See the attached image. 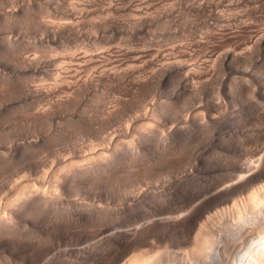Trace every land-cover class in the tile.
<instances>
[{"label": "bare ground", "instance_id": "obj_1", "mask_svg": "<svg viewBox=\"0 0 264 264\" xmlns=\"http://www.w3.org/2000/svg\"><path fill=\"white\" fill-rule=\"evenodd\" d=\"M210 2L208 0L201 3L199 2L197 7L194 6V8H196V13L197 14L200 13V16L205 17L207 22L213 21V25L210 24L211 27L214 26V23L217 25H221V27L222 26L225 27V25H229L231 23H237V25L240 24L242 25L244 24L246 26L249 25L248 27H250V24L247 21L243 20V17L246 18L247 16L252 18H261L264 20V13L260 11L261 7L264 5L263 2L261 1L253 2V5L250 6V8L245 9L240 13L233 12L231 14H225L224 12H218L217 10L214 11L213 7L215 6L213 5V3ZM73 3H70L68 6V10L66 13L67 19L63 21H59L54 26L55 27L54 33H56L55 34L56 36L58 35V38L60 37L64 38L65 36L75 38V36L81 35L79 22L78 20H76V18L78 17L76 14L78 13V11H80V8L79 6H77L78 3L77 4L75 3L73 4ZM128 4L126 6H128ZM84 6L87 7V5ZM121 6H119L118 8H120ZM85 7L83 9L87 12L88 8H86L87 9L86 10ZM136 7L131 8V9H135L137 11L136 13L140 12L139 10L140 8L142 7L144 8V6H141L140 8L137 7L138 9ZM124 9H122V11ZM129 9L128 11L130 12L131 9L130 10ZM134 11L130 12V16ZM144 12H147L148 15L145 13L146 15L143 16L142 14L144 13L142 11L141 12L142 14H140L141 15L140 18L137 21L139 24L140 21L141 23L144 21H146L145 23H147V20H150L148 19L150 18L149 12L148 11H144ZM127 15L129 14L127 13ZM135 16L138 17L139 14ZM7 17L9 16L7 15ZM29 17L27 16V18ZM5 18L6 16L4 17V19ZM24 18L26 17L24 16ZM10 19H12L11 16ZM41 23H43V25L45 26L44 20L43 22L41 21ZM41 23H39V25H42ZM143 24L139 26H143ZM46 28H48V25ZM3 37H2L3 40L7 38V36L6 37L3 36ZM8 39L10 41L11 37H9ZM5 41L8 40L6 39ZM239 44L241 47L240 46H236V47H240L241 51H238L237 52L238 55H234V56L236 57L238 56L239 58L242 59L245 58V61L247 59H250L251 58L250 55L251 54L254 55L255 52L262 51V53H264V31L261 32L258 31L253 35H250L247 39H245V41ZM173 45H171V48L174 47ZM178 46L179 45H177V47ZM177 47H175V49ZM182 47L184 46L182 45ZM161 49L159 48L158 50L160 51ZM175 49L173 51H176ZM163 50L165 49L163 48ZM181 50L179 52H181ZM236 50L233 51L234 52L233 54L236 53ZM47 51L49 52V50ZM104 51L107 52V50L105 49ZM140 51L135 53L133 50L134 53L133 54L131 53V55L133 56L128 57V60L126 59L125 61L122 62L113 63L111 66L105 65L103 68L98 70L97 73L94 72L91 74H87L84 77L83 75H81L82 77L78 75L77 73H79L78 72L79 70L74 68L76 67L80 69V67L81 68L83 67V64L85 63H83L82 61L85 60L83 58H85L87 54L78 56L75 53H71L68 59L69 61L75 62L73 64L72 62L69 63L66 62V60H64L65 56L63 55V53L57 54V58H56L57 63L56 62L54 63L53 65L54 70L53 73L51 74L55 79V83L53 86H48L44 84L32 85L27 80H23L21 78L23 81L21 80L20 82H16V81L11 82L12 84L11 87H13V89L16 92L18 91V93L20 92L25 96L26 95L31 96L36 99L49 97L51 95L52 96L58 95V93L62 89H68L69 93L67 94L66 99L64 100L59 99L60 101L56 100L58 104H64L74 101L75 99H77V97L81 96V94L84 93V90L86 91L87 89L88 91V88L90 87H94V89H96L95 88L96 86L100 87L101 85H104V88H106V84L108 86V84L110 85L113 83H117L121 85L127 84L132 89L135 90L134 93L136 91H141L144 93V91L147 88H149L147 86H150V84L151 86H153L152 82L150 83V80L152 81L155 80L154 79L156 78L155 74H161V76L165 75L166 77H171V76L176 77L179 80V81L176 80L177 83L180 82L182 84V89L191 87V92H193L195 95L203 94L202 92L204 91L203 90L204 83L201 80L208 73V66L207 69H203V67L196 65L197 63H193V62L188 63L189 52L187 53V51H182L180 54H176L179 52L176 53L173 52L174 56H172L171 53L168 56L169 54L168 52H170L171 50L165 52L167 56L164 53L161 54L158 51H156L157 53H160L158 55L153 52L155 54V57L156 56L158 57L157 63L158 62L160 63L158 64L159 67L156 68L155 66L156 68L155 71L153 68H151L152 69L151 71L149 67L151 73L148 72V74H145L146 73L145 71L144 74H141L144 65L147 66L149 65L152 67V65L154 66V64L150 61H147L148 58L146 59L141 58V56L144 54L141 53ZM48 52L47 54H49ZM140 53L142 55H140ZM154 54L151 55L153 59H154ZM88 57L90 59L93 58L91 56ZM207 58L211 60V58L209 57ZM223 58L222 60H224ZM18 59L22 63L21 66L24 67L25 69L23 71V74L27 73L28 71H32V72L35 71L34 73L37 72L42 73L45 70V67L42 68L44 66V64H42L43 63L42 59H39L37 57H32V58L18 57ZM153 59L149 58V60L151 61ZM208 59L204 61H207ZM225 59L227 60L228 58L225 57ZM231 59H233V57ZM238 60L241 61L240 59ZM225 61L223 62L226 64ZM261 61H263L264 64V58L263 60H260V62ZM140 62L143 63L144 65L140 64ZM195 62L197 61L195 60ZM224 63H222L221 66ZM73 65L76 66L74 67ZM212 65L214 64L212 63ZM71 66L73 67L71 68ZM70 68L73 69L74 71L71 70ZM149 70L147 68V71ZM71 71H73L74 74H72ZM262 71L264 75V67H262ZM67 72H71L70 73L71 75L69 74L70 75L69 77L72 78L71 80L74 79V81L67 80L68 77L66 76V74H64ZM261 75L260 76L258 75L259 78L261 77ZM151 77L154 78L151 79ZM163 77L164 76H162V78ZM234 78L235 81L234 83L232 82L233 84H235L236 86L237 85L245 86L246 91H248L249 94L253 96L255 95L254 93H258L259 96L261 95V98L264 99V78L258 79L255 78L253 75H250L245 82L241 79V77H239L240 79L238 78V80H236V77ZM214 83L213 85L215 86L216 84ZM210 84L212 83L210 82ZM214 86L209 85L211 89H213ZM215 88L214 91H211L210 93L208 92L209 95L208 93H205V91H207L206 90L207 88L205 89L204 94H206V96L208 97L205 98L206 99L205 101L202 100H200L201 102L199 101L200 110L198 112L194 111L193 113H189L188 111L186 112L187 109L186 100H184V104L181 103V105L179 104V106H177L178 104L174 106V104L176 103L171 104V100L170 101L168 100L169 102H166L167 100H165L164 102L163 101L164 99H160L161 101H157L159 103L152 105V108H149L150 107L149 106L148 107L149 110L148 109L146 110L148 104L150 103L152 104V102L149 103V101L147 100L148 101V103H146L147 106L145 105L142 106L143 104H145L146 101L145 96H142L140 98V95H138V98L140 99L138 101L139 103L137 109L138 111H140L139 109L144 110V108L146 107L145 110L143 111L144 113H142L141 115L140 114L135 116L133 115V117L131 116L132 117V118L130 117L131 121L127 123L129 125L125 124V127L128 126L127 130L126 131L124 130L125 132H121L123 128H120L121 130L119 129L120 130L119 132L116 131L112 133L113 135L110 136V139L108 140L103 139L105 140L104 142H106L107 140L106 143L101 142L103 141L101 140L100 141L101 143L107 145V146H104V144L102 145L103 147L101 149L103 151L97 149L91 142H90L91 144L89 143L90 146L87 144L88 148L84 150L75 147L74 149L75 151L73 150L74 153L71 154V157L69 158L70 154H68L69 156L67 157V159L64 158L67 160V162H63L64 160H59V164L60 162H63V164L62 163L60 165L55 164L54 167L50 168L51 170L49 172L46 171L44 168H42L44 169V171L41 172V174L39 173L41 181L38 180L39 181L38 185L35 184L34 182L19 183L15 181V183L17 182L16 184H14L13 182L14 186L12 185L7 189L10 195L6 193L9 196H6L5 200H4L5 196H3L4 202H2L3 200L2 201L0 200V250L3 253H6L8 263L9 264H264V124L262 125L259 131L254 132L250 135L248 139L249 141L248 144L250 143L251 144L250 146L252 147L248 148L247 151L245 149L244 152L243 151L244 149L240 148L241 150L243 149L240 152L235 147V149L238 151L236 152V150L235 151L230 150L234 146L230 149L225 147V145L223 146L224 151H229V153L233 151L232 153H235L233 156L231 155L232 161L226 163L227 168H225L226 165L224 167L225 169H230V172L227 175H225L222 180L220 179L221 182L219 183V185L217 184L219 181L216 182L218 186L216 187L215 184L214 186L215 188L210 194V196L206 194L209 197H206L205 199L203 197L202 202H201L202 199L201 197L199 201L201 203L197 202L199 200L198 199L195 205L194 203L193 205H190L192 201L194 202V199L196 200V198L193 196L196 194V192H198L197 190L199 189H197L198 186L194 188L195 180L197 179V178L195 179V175L196 177L199 176L195 173L194 175L192 170L187 169L188 167H186L189 165L188 163L191 161V159L190 161L188 159L189 162H187V158H185L186 161L185 159L182 162L180 160L187 153L189 146L195 143L194 142L195 139H199L201 137H203V139L204 138L207 139L210 136H213V138L216 140H219L221 137L225 139V136L227 138L231 137L233 133L236 132L237 129V126L235 124L236 122H234V118L230 116H229L230 118H226L224 116L226 115L225 111L227 110L226 109L227 102L225 101V98L223 99L220 95H218V93H216L218 90H215ZM237 88H239V86ZM241 88L239 89V91L242 90L244 92L240 91L239 93L247 94L245 90ZM92 89L93 88L89 90ZM96 97L98 96L96 95ZM101 100H99L98 103L101 102ZM103 100L105 102V98ZM137 100L138 99H136V101ZM121 103L125 105V102H121ZM121 103L118 102V104ZM102 105L103 104H100V106ZM104 105L107 106L106 104ZM260 108L261 111L258 110L259 107L255 106L253 108L254 117L260 122L264 123V106ZM114 109L115 107L110 109L109 108L105 109V107L103 106L102 109L103 115L107 114L108 117H112L111 114L114 113ZM119 109H121V107ZM124 109L126 108L124 107ZM102 110L100 112H102ZM118 111L119 110L117 109V112ZM183 111H184V116H182ZM43 114H44L43 112L37 113L34 116V119L36 117L39 121H41L40 119L44 118ZM178 117H180L179 120H177ZM238 117L239 115L237 116L236 121ZM162 118H165L166 120L168 119L170 121L171 120L174 121L175 118H177L176 119L177 122L170 126V124L168 125L166 122H164L166 120H163ZM78 126L80 125L78 124ZM78 126L77 128L79 129ZM131 128H132V132H136L138 134L136 137L133 136L134 133L131 134V136L129 135L131 138L129 137L130 140L126 141L124 140V138H127L128 133H130L128 130H130ZM78 129L77 130L75 129L77 133H78ZM101 129H97V131ZM79 131L82 130L79 129ZM101 132L99 133L102 134L103 132L102 133ZM96 134L98 136V133ZM72 135L75 136L76 133H72ZM97 136L95 138H98ZM75 137L78 138L77 135ZM100 138H107V136L104 137L101 136ZM232 138L233 137H231L230 139ZM39 139H40L39 137L36 138L24 137L23 139L17 142V145L19 146L20 149L19 151L32 152L36 150L40 146ZM108 141L109 144H107ZM181 143H184L183 145L184 147L182 146ZM91 145H93V148L94 149L96 148L97 151L91 150L92 149ZM122 146H125L123 147L125 148V150H121ZM180 146L183 147L184 151L181 149ZM151 148L153 149V151H155L156 155L160 157L159 160L162 159L164 163H167V164H162L163 163L162 160L158 161L157 159L156 160L157 163L155 162L157 164V167H158V163L162 162L161 165H163L162 166L163 169L164 167L166 168L165 169L167 171L166 174L169 173L170 174L169 176H172L171 182L169 181L170 183L168 182L165 185V187L162 189V191L160 190L161 192L157 190L158 193L156 192V189L153 192L151 190L152 187L151 189H149V188H145L144 186L143 187L136 186L137 182L135 181H137L136 179L139 177V176L137 177L136 175H140L141 172L140 174H136L135 175L136 177L134 176L133 174L134 167L135 166L137 167V165L134 164L136 162L138 163L139 161H135L133 164H128V165L120 164V162L122 163L120 159L122 160L123 158V162H124V159L126 161V158L129 157L131 158V154L133 155L132 157L136 156L137 158V156H141L148 153V150H150ZM180 152H184V155L183 153L180 154ZM123 153L127 155L129 153L131 154H129V157L125 158L122 157V155H124ZM148 154L146 155L148 156ZM230 154H228L227 156H230ZM8 155L10 156L12 154L9 153ZM151 155H149V157ZM155 156L152 155V157ZM141 157H143V159ZM141 157L139 158L142 159L140 160V162L142 163V161H144V159L146 160V158H144V156ZM149 157L147 158V160L149 159ZM179 157L181 158L180 160ZM136 158L134 159L138 160ZM2 160L3 162H0L1 170H2L1 168L2 165H4L1 163L7 161V160L4 161V159ZM178 160L180 161V164H175ZM7 162H8L7 166L8 164H11L9 161ZM140 164H138V167ZM183 164H184V168H182ZM148 165L150 166V164ZM159 167H161L160 163H159ZM37 168H38L37 171H41V169L39 170L38 166ZM137 168L135 169L139 171L142 170ZM215 168L218 169L219 167L218 168L215 167ZM222 168L223 167H221V169ZM144 169L145 166L143 167V171ZM147 169L149 172H151L148 166ZM181 169H184L182 170L184 171V178L181 175L182 174ZM165 170L163 171L161 170L163 173L158 171L159 174L160 173L164 174L163 175L164 178H166L165 177L166 175L164 173ZM153 171L155 172V170ZM146 173L147 172H145V174ZM178 174L179 177H176ZM147 175L151 176L152 174H147ZM41 176L44 177L43 180ZM158 176L155 177L154 179L157 178L156 180H158ZM134 177L136 179H133ZM46 178H48L47 183H45ZM161 178L163 177L161 176ZM109 179H115V180L117 179V181H119L118 183L122 182L121 183L122 187L120 186L121 184H118V187L120 186L121 188L115 187L118 190L117 192L126 191L128 193L129 190H132L133 193L136 192L133 194V196L130 195L132 197L131 199H123L125 200V202L122 203V205L123 204L124 205H123V209L120 212H114L113 208H111L113 210L112 211L107 203H106L107 205H104V202L102 203L103 204L102 205L101 203L95 202L94 200L77 201V200H71L70 196L68 197V192L71 191V188L77 187L75 189H78V187L81 188L84 186L88 188L89 185L95 183L97 184L100 181H106ZM198 179L196 181H198ZM196 185H198V183H196ZM146 186L148 185L146 184ZM194 189L196 191V192L194 191L195 194L192 193L193 192L192 190ZM132 191L129 193H132ZM182 193L187 199L186 201V199L183 197L184 200L186 201L185 205H187L188 207L187 206L185 207L184 204L182 203L185 208H183L181 204L182 208H180V206L179 207L176 206L177 208L173 207L174 209L173 208L171 209V206H169L171 210H167L169 209L167 206V209L164 212L162 211L163 209L162 207L160 210L163 213L160 212L159 210L158 212L159 215L156 213V216L158 215V217H156L155 214L152 213L155 218L151 217L149 219H147V217L141 219L139 218L138 215L135 214L136 207L143 201L153 200L155 201V205L158 204L162 205L164 204V202L167 203L165 205H169L168 202L171 201V199L174 196L179 195L180 198V195ZM198 194L196 195V197L200 198L198 197ZM127 197L129 198V196ZM176 199H178V197H176ZM172 201L174 200L172 199ZM170 204H173V202ZM118 213L119 214L124 213V215H117ZM75 224H77L78 227H81V229L72 227L73 225L76 226ZM83 225L84 226L88 225L92 227V230L85 231L84 229H82ZM165 234L168 235V240H170L169 236L170 238H174V237L179 238L177 239L179 241L181 238L185 237L183 239H188V243H187L188 245L181 244L182 246L185 247L177 246L175 248H169L171 245L170 246L166 245L167 242L164 243L161 239L160 240L165 245L160 244V242L157 243V241L159 240L155 242L156 238L153 237L154 235H158L161 238V236L164 237ZM167 235L165 240L167 239Z\"/></svg>", "mask_w": 264, "mask_h": 264}, {"label": "rangeland", "instance_id": "obj_2", "mask_svg": "<svg viewBox=\"0 0 264 264\" xmlns=\"http://www.w3.org/2000/svg\"><path fill=\"white\" fill-rule=\"evenodd\" d=\"M198 1L201 3L206 0H202V1L201 0H0V159L1 160L4 159V161L7 160L12 164V165L8 164L9 166L8 167L7 161H5L6 164L5 162L1 163L4 164L1 167L2 170L0 169L1 170L0 171L1 201L3 200V196H5L4 198L5 200L6 196L10 195L7 189L12 185L14 186V184H16L17 182L19 183L34 182L35 184L38 185L39 184L38 182L41 181L39 173L41 174V172H43L44 169L49 172L51 170L50 168L54 167L55 164L60 165L61 163L63 164V162H67L66 159L69 156L68 154H70L69 156L70 158L71 154H73L75 151L74 150L75 147L84 150L87 149L88 145L90 146V144L92 143L97 149L103 151L101 149L103 147L102 145L106 143L108 139H110V136L113 135L112 134L113 132L116 131L119 132L121 130L120 128H123L121 132H125L128 127L127 125H129L127 123L131 121L133 115L134 116L138 114L141 115L142 113H144L143 111L145 110L146 107L144 108V110L139 109L140 111H138L137 109L139 103L138 101L142 96H145L146 99V101L144 100L145 104H143L142 106L144 105L147 106L146 103H148V101L149 103L152 102V104L151 103L148 104L146 110L148 109L149 106H150L149 108H152V105L159 103L157 101H161L160 99H164L163 100L164 102L165 100H167L166 102H169L171 100V104L176 103L174 104V106L177 104H178L177 106H179V104L181 105V103L184 104V100H186L187 101L186 112L188 111L189 113H193L194 111L198 112L200 110L199 108V104L201 102L200 100L205 101L206 100L205 98L208 97L206 96V94H204L205 89L207 88L206 89L207 91H205V93L208 92L210 93L211 91H214V88L216 87L215 90L218 91L215 92L218 93V95H220L223 99L225 98V101L227 102V108H226L227 110L225 111L226 115L224 116L226 118L233 117L234 122H236L235 123L237 126L236 132L233 133V135L231 136L233 138L230 139L231 137L227 138L225 136V139L221 137L219 140H216L213 138V136H210L209 137L210 139L209 138L203 139V137L199 139H195L194 141L195 143L192 145L190 144L191 146H189L187 153L185 155L184 152H180V154L183 153L185 157L183 156L182 159L180 158L182 155L179 157V160L181 159L180 160L181 162L184 161L185 158H187V162H189L191 159V161L188 163L189 165L186 167H188L187 169L192 170L193 174L195 173L199 176L196 177V175L194 174L195 179L199 178L198 179L199 182L196 181L197 179L195 180L194 188L198 186L200 188L197 187V189L201 191L197 189L196 190L198 192H196L195 189L192 190L193 191L192 193L195 194L196 192L195 195L193 194L194 195L193 197H195L196 200L193 198L194 202L192 201L190 205H193V203L195 205L196 201L199 199L197 201L199 202L201 197H202L201 199L202 202L203 197L205 199L206 197L210 196V194L215 188L214 186L216 182L219 181L217 183L219 185V183L221 182L220 179L222 180L223 177L230 172V169H225V168H227L226 163L232 161V156L235 154L232 152L235 151L236 149L239 150L240 152L244 149L243 151L245 152V149L247 151L248 148H251L252 147L250 146L251 144L250 143L248 144L249 142L248 139L250 135L254 132L259 131L262 125L264 124L263 122L257 120L254 117V113H253L254 112L253 108L255 106L259 107L258 110L260 111H261L260 107L264 106V99L261 98V95L259 96L258 93H254L255 95L252 96L251 94H249L248 91H246L245 86H241V85L236 86L235 84H233L235 81L234 77H236V80H238V78L241 77V79L244 82L248 79L250 75H253L255 78L258 79L264 78L262 71V67H264V64L263 61L260 62V60H263L264 58V53H262V51L255 52V54L253 53L254 55L251 54L250 55L251 58L247 59L246 61L245 58L242 59L237 56L238 59L241 60L239 61L237 57L234 56V55H238L237 53L238 51H241L240 48L241 46L239 43H242L250 35H253L258 31L259 32L264 31V20L261 18H252L247 16L246 18L243 17V20L247 21L250 24V27H248L249 25L246 26L244 24H243L244 26L242 24L237 25V23H231L229 25H225L226 28L224 26L221 27V25H217L214 23V26L211 27V25H213V21L207 22L205 17L200 16V13H198L200 16L199 17L198 14L196 13V8H194V6L197 7V5L199 4ZM208 1L209 2L211 1L210 3H213V5L215 6L213 7L214 11L217 10L218 12H224L225 14H231L233 12L240 13L241 11L250 8V6H252L253 2L255 1H261L264 4V0H208ZM69 2L70 3L74 2L75 4L78 3L77 6H79L80 8V11H78V13L76 14L78 16L76 20H78L79 22L81 35L75 36V38L72 37L74 39H72L69 36L68 37L63 36L64 38L62 37L58 38V35L56 36L55 35L56 33H54L55 32L54 26L59 21H63L67 19L66 13L68 10V6L70 4ZM127 4L128 6H126ZM84 5H87V7H85ZM121 5H123L124 8L127 10H125ZM136 5L137 7L140 5L144 6V8L143 7L140 8L141 6L138 7L140 8L139 9L140 12L136 13L137 11L135 9H131L133 7L135 8ZM83 6L85 7V9L88 8L87 12L83 9L84 8ZM119 6L121 7L118 8ZM122 9L124 10L122 11ZM128 9L130 10V12L135 10L134 12H132L131 16ZM142 11L144 14L141 13ZM144 11L149 12L150 18L148 19L150 20H147V23H145L146 21L142 23L140 21L139 24L137 21L141 16L140 14H142L143 16L147 14V12ZM260 11L264 13V5L261 7ZM127 13L129 15H127ZM138 14H139L138 17L135 16ZM7 15L9 17H7ZM12 15L14 16V18ZM5 16H6L5 18L6 20L4 19ZM10 16L12 19H10ZM24 16L26 18H24ZM27 16L30 17L27 18ZM39 17L42 19H40ZM28 19L31 20L29 21ZM43 20L45 22L44 23L45 26L43 25V23H41V21L43 22ZM39 23H41L42 25H39ZM141 24H143V26H139ZM47 25L48 28H46ZM3 36L5 37L7 36V38L3 40L4 38ZM8 36L11 37L12 40L10 39L9 41ZM6 39L8 41H5ZM181 44L184 47H182ZM171 45H173L174 47L172 46L173 48H171ZM177 45L179 46L177 47ZM236 46H240V47H236ZM157 47H159L160 49L162 47V49L159 51L158 50L159 48ZM175 47L177 48L175 49ZM163 48L167 51L163 50ZM178 48L181 50V52L182 51H187V53L189 52L188 63H192V62L197 63L196 65L203 67V69H207L208 66V73L201 80L204 83L203 84L204 91L202 92L203 94L195 95L193 92H191V87H187L186 89L183 87L184 89H182V84L180 82L177 83L176 80L178 79L176 77L174 76L166 77L165 75H162L165 77L162 78L161 74H155L156 78H154L155 76L151 77V79L152 78L155 79L153 80L154 82L150 80V83L152 82L153 86H151V84L148 83L150 84V86H147L149 87L146 89L148 91L145 90L144 93L141 91H136L137 93L141 92L140 94L139 93L137 94L136 92L134 93L135 90L132 89L127 84L121 85V84L113 83L110 85L108 84V86L106 84V88H104V85H101L100 87L96 86L95 87L96 89H94V87H90L88 88V91L87 89L86 91L84 90V93H82L81 96L77 97V99H75L74 101L64 104H58L56 100L66 99V96L69 93L68 89H62L58 93V95H53V96L51 95L49 97L36 99L31 96H27V95L25 96L20 92L18 93V91L16 92L13 89V87H11L12 86L11 82L13 81L20 82L22 79L27 80L32 85L44 84L48 86H53L55 83V79L51 74L53 73L54 70V66H53L54 63L55 62L57 63L56 61L57 54L63 53V55L65 56L64 60H66V62L69 63L72 62L69 61L68 59L71 53H75L78 56L87 54V56L83 58L86 61L85 60H84L85 62L82 61L83 63H85L83 64L82 68L80 67L79 69L75 67L76 65H73L75 67L74 69L79 70L78 72L80 74L79 73L77 74L80 76L83 75L84 77L87 74H91L94 72L97 73V71L103 68L105 65L111 66L113 63L122 62L125 61L126 59L128 60V57L133 56L131 55V53L133 54L134 52L136 53L142 50L140 52L143 53L144 55L140 53V55H142L141 58L143 59L148 58L147 61H150L154 64V66L152 65L151 67L149 65L148 66L144 65L143 63L140 62V64L144 65V66L142 65L144 68L142 67L143 73L141 72V74H144L145 71H146L145 74H148V72L151 73L152 71L151 68H153L155 71L156 68L159 67L158 64H160L159 62L157 63L158 57L157 56L155 57L154 53H156L157 55L160 53L165 54V52L171 50L170 52H168L169 53L168 56L170 55V53L172 54V56H174V53L180 51ZM104 49L107 50V52L104 51ZM174 49L176 51H173ZM47 50H49V52ZM235 50L236 53L233 54L234 53L233 51ZM46 51L49 54H47ZM156 51L160 53H157ZM181 52L176 54H180ZM153 54H154V59L151 56ZM88 56H91L93 58L90 59ZM18 57L19 58L37 57L39 59H42L43 60L42 64H44L42 68L45 67V70L43 69L45 72L43 71L44 73L43 72L34 73L35 71L34 72L28 71L27 73L23 74V71L25 69L24 67L21 66L22 63L19 61ZM207 57L211 58V60L208 59ZM225 57H227L228 59L226 60ZM232 57L233 59H231ZM149 58L153 59L154 61L149 60ZM205 58L208 60L204 61L206 60ZM222 58L224 60H222ZM155 60L157 64L155 63ZM195 60L197 62H195ZM223 61H225L226 64ZM73 63L75 62H72V64ZM212 63L214 65H212ZM222 63L224 64L221 66ZM73 66H71V68ZM146 67L148 68V70L150 67L151 71L150 70L147 71ZM73 71H71L72 74H74ZM71 72H67L68 75L67 73H64L68 77L67 79L68 81H74V79L71 80L72 78L69 77L71 75L70 74ZM258 75L259 76L261 75V77L259 78ZM4 82H7L8 85L7 83ZM210 82L212 84H210ZM213 83L216 85L214 86ZM230 83L232 84V86ZM209 85L214 86V88L211 89ZM238 86L239 88H237ZM91 88L93 89L89 90ZM240 88L245 90V92L249 95L245 93H241L242 94L241 95L239 92L240 91L244 92V91L242 90L239 91ZM145 94L147 95V97ZM96 95L98 97L100 96L99 97L100 99L96 97ZM138 95H140V98H138ZM102 98L103 99L105 98V102ZM98 99L99 100L102 99L101 102L98 103L99 101ZM136 99L138 100L136 101ZM118 102L120 103L125 102V105L122 103L118 104ZM100 104L103 105L100 106ZM104 104H106L107 106H105ZM134 105H136L137 107ZM99 106L102 108H100ZM103 106L105 107V109L106 108L110 109L115 107V109L117 108L119 111L117 112V109L116 110L114 109V113L111 114L112 117H108L107 114H106L107 116L103 115V110H102ZM118 107L119 108L121 107V109H124L125 107L126 109L121 110ZM134 108L136 109V111ZM98 109H101L102 112H100L101 110ZM39 112L44 113L43 114L44 118H41L40 119L41 121H39L36 117L34 119V116ZM182 113L183 115L182 114L181 115L184 116V111ZM238 115L239 117L236 121ZM162 119L166 120L165 118ZM176 119L177 118H175L174 120L175 122L173 120L170 121L168 119L164 122H166L168 125L170 124L171 126L177 122ZM179 119L180 117H178L177 120ZM78 124L81 127L78 126ZM125 124H127L126 125L127 127H125ZM77 126L82 131H79ZM75 129L76 130L78 129V133ZM97 129H101V130L97 131ZM128 131L130 132L128 133L127 136L128 139L124 138V140L126 141L130 140L131 134L134 133L133 136L135 137L138 134L136 132H132V128ZM95 132L98 133V136ZM99 132H101L104 135L100 134ZM72 133H76L78 138L75 137L76 135L75 136L72 135ZM94 133L98 138H95L96 136ZM99 135L100 137L107 136V138H100ZM24 137H32V138L39 137L40 146L32 152L19 151L20 149L19 146L17 145V142L23 139ZM103 139H107L106 142H104L105 140ZM100 141L104 143H101ZM107 144H109V141ZM181 144L182 146L184 145V143ZM93 145H91L92 149L90 147L89 148L91 150L97 151L96 148L95 149L93 148ZM224 145L228 149L234 146L232 149H230L233 150L230 152L231 154L229 153V151H224L223 149ZM14 146H16L18 150ZM104 146L107 145L104 144ZM182 146L180 147L184 151L183 149L184 146L183 147ZM123 147L125 146H122V148ZM122 148L121 150H125V148L123 149ZM240 148L243 149L241 150ZM151 149L148 150L149 154L146 153L148 154V156L144 154V152H143L144 155H141L144 156V158H146V160L144 159L145 162L142 161V163L140 162V160H142L143 157L141 156H137V158L136 156L132 157L133 155L131 153L129 154H131L132 159L129 157V154L127 155L124 153L122 157L125 158L129 157L130 159L126 158V161L124 159V162L122 157H121L122 160L120 159V157L119 159L120 161H122V163L120 162V164L123 165L133 164L135 161H139L138 163L136 162L134 164L137 165L138 167V164L141 163L140 164L141 167L140 165L138 168L136 166L134 167V173H133L134 176L136 174H140L141 172L140 175H136L137 177L139 176L137 179L135 178L136 176L133 178L137 180L135 181L137 182L136 183L137 185L136 184L135 185L137 187L144 186L145 188H149V189H151L152 187L151 190L154 192L156 189V192L158 193L157 190L161 192L162 189L165 187V185L169 181L171 182L172 176H169L170 175L169 173L166 174L167 173V171L165 170L166 168L164 167L163 169L162 167L163 165H161L163 160L162 159L159 160L160 157L156 155L153 149L151 151ZM237 150L236 152H238ZM151 152L154 153L156 156ZM9 153H11L12 155L9 156L8 155ZM150 153L155 157H152ZM228 154H230V156H227ZM149 155L151 156L149 157ZM139 157H141L142 159ZM148 157H149L148 159L149 162L147 160ZM151 157L152 159L154 158L153 159L154 162L152 161ZM134 158L138 160H135ZM9 159L12 160L10 161ZM157 159L158 161L162 160V162H159L161 167H159V163L157 167L156 164ZM1 160L0 162H3V160L2 161ZM59 160H64V161L60 162L59 164ZM179 160L175 164H180ZM143 162L145 165L143 164ZM148 164H150V166ZM162 164H167V163L163 162ZM37 166L39 167V170L41 169V171H37L38 170ZM144 166L145 169L143 171ZM147 166L148 168H150L151 172L148 171ZM215 167L217 168L219 167V168L216 169ZM221 167L223 168L225 167V168L221 169ZM135 168L142 170L139 171L136 170ZM182 168H184V164ZM160 169L162 171L163 170L166 171V172L164 171L166 178H164L163 176L164 174H161L163 172ZM153 170H155L156 173ZM182 170L184 169H181V171ZM158 171L161 173L159 174ZM145 172L147 173L145 174ZM147 174H152V175L155 174V175L149 176ZM157 174L161 175L163 178H161V176H158ZM156 175L158 176V180H156L157 178L154 179L155 177H157ZM181 175L184 178V171H182ZM176 177H179V174ZM43 178L44 177H42V180ZM47 179L48 178H46L45 183H47ZM15 181L17 182L15 183ZM118 182L119 181H117V179L116 180L109 179L106 181L98 182L97 183L98 185L96 183L89 185L88 188L86 186H84L85 188L78 187V189H75L77 187L71 188L70 191L71 194L70 192H68V197L70 196L71 200H77V201L94 200L95 202L101 204L104 202V205L108 204L110 206V209L113 208L114 212H120L123 209V205H124V204L122 205V203L125 202V200L123 199H131L132 197L130 195L133 196V194L136 192L133 193L132 190H129V192L132 191V193L129 192L127 193L126 191L117 192L118 191L117 188L122 187L121 184L122 182L121 183ZM196 183H198V185H196ZM118 184H121L120 185L121 187L120 186L118 187ZM146 184L148 186H146ZM217 184L216 187L218 186ZM72 189L75 190L73 191ZM6 193L9 195H7ZM182 194L180 195V198L179 195L174 196L175 198L174 197L172 198L174 201H172L171 199L173 204H170L172 202L169 201L170 202V203L168 202L169 205H165L167 204L166 202H164V204L162 205L160 204L155 205V201L153 200L143 201L136 207L135 214L138 215L139 218L141 219L146 217L147 219H149L151 217H154L153 214H155L156 216V213L158 214L159 210L162 207H163L162 209L163 212L166 211L167 206L168 208L169 206H171V209L173 207L177 208L176 206L178 207L180 206V208H182L184 204V206L186 207L187 205L185 204L187 199L185 198L184 194L183 195ZM197 194L198 197L200 198L196 197ZM206 194H208L209 196H207ZM124 195L126 198L124 197ZM127 196H129V198ZM176 197H178V199H176ZM183 197L186 199V201L184 200ZM4 200L2 202H4ZM184 206L183 208H185ZM171 209L169 208L167 210H171ZM162 211L160 210V212ZM117 215H124V213L122 214L118 213ZM158 215L156 217H158ZM75 225L76 226L73 225L72 227L81 229V227H78L77 224ZM82 229H84L85 231H91L92 227L88 225L85 226L83 225ZM166 235L167 234H165L164 237L161 236V238L158 235H154L153 237L156 238L155 242L159 240L157 241V243L160 242V244H163L162 241L164 243L167 242L166 245L168 246L171 245L169 248H175L177 246L181 247L182 246L181 244L186 245L188 243V239H183L185 237L181 238L179 241L177 240L179 238H175V237L170 238L169 236L170 240H168V235H167V239L165 240ZM0 264H9L6 253H3L1 250H0Z\"/></svg>", "mask_w": 264, "mask_h": 264}]
</instances>
